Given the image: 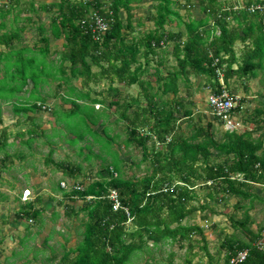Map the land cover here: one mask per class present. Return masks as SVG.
Returning a JSON list of instances; mask_svg holds the SVG:
<instances>
[{
    "label": "trees",
    "instance_id": "trees-1",
    "mask_svg": "<svg viewBox=\"0 0 264 264\" xmlns=\"http://www.w3.org/2000/svg\"><path fill=\"white\" fill-rule=\"evenodd\" d=\"M155 1L150 17L155 27L139 38L128 32L131 0H111L108 4L99 0H57L41 4L39 9L51 13L48 26L31 16L21 17L23 10L36 13L33 2L30 7L31 2L24 6L21 0H9L0 7V123L2 103H11L12 110L25 117L27 112L32 113L27 115L31 127L16 134L29 133L24 142L30 146L40 130L32 119L33 113L46 104L51 82L57 81L53 94L59 93V87L65 83L61 102L52 109L51 130L62 124L60 134L53 136H61L62 132L66 142L75 145L90 135L100 143L101 151L110 155V160L102 155L103 164L95 179L77 182L82 188H62L65 198L71 201L66 204L65 213L69 217L81 216L82 229L81 238L64 251L60 264H130L132 256L149 249V244L155 246L167 240L182 244L194 232L202 234L199 225L183 223L197 209L209 206L208 201L195 203L197 187L207 191L204 195L216 202L226 196L236 197L241 207L243 199L251 202L255 197L250 191L252 184H264L263 141L255 139L250 130L239 132L235 128L217 137L213 121L193 123L192 110L179 96L180 83L188 86L190 74L205 76L210 92L219 91L218 70L229 90L232 78L248 80L258 74L262 75L264 85V0H244L243 8H234L237 0H196L204 17L190 15L188 20L183 19L173 0ZM186 1L190 6L195 3ZM251 3H260L263 8L250 11L247 6ZM12 9L16 11L8 27L5 18ZM122 9L126 11L125 19L120 16ZM91 10L111 18L109 29L99 37L87 21ZM20 20L23 23L18 25ZM171 21L182 24L183 29H166ZM25 22L40 35L38 41L21 43ZM50 37L63 39L61 50L51 53ZM237 42L242 46L237 48ZM167 43H172L176 64L163 72L164 63L158 58V91H152L151 82L141 75L148 68L149 56ZM73 78L79 80V86L71 83ZM102 79L109 82L107 105L117 108V117L124 123L126 144L140 148L142 160L149 161L148 171L141 176L124 175L122 159L110 147L114 137L105 125L102 133L95 129L108 116L107 105L101 110L94 107L105 103L106 97H101L102 93L93 95L92 89ZM115 82L125 86L137 84L140 91L137 95L123 94L113 85ZM261 97V106L252 117L258 126L264 124V91ZM62 101L71 105L65 108ZM77 117L81 125L74 124ZM182 118H187L189 132L182 125ZM62 128L72 136L68 137ZM10 135L6 127H0V154L4 153L0 161L9 157L7 148L13 144L8 141ZM86 147V160L101 156L93 153L89 145ZM54 151L50 147L46 163L52 162L65 177L84 176L80 162L55 161ZM77 154H83L82 148ZM112 189L121 202L117 209L110 197ZM220 192L223 194L217 197ZM77 201L81 203L78 205ZM42 210L30 200L20 205L17 216L35 220ZM235 221L237 228L249 232L248 214ZM242 248L248 249L244 264H264V251L243 241H231L226 258Z\"/></svg>",
    "mask_w": 264,
    "mask_h": 264
},
{
    "label": "rangeland",
    "instance_id": "rangeland-1",
    "mask_svg": "<svg viewBox=\"0 0 264 264\" xmlns=\"http://www.w3.org/2000/svg\"><path fill=\"white\" fill-rule=\"evenodd\" d=\"M151 1V0H150ZM154 2V0H152ZM151 1V4L153 2ZM174 1V7L178 8L179 13L187 19L186 16V10L190 9V4L186 3V0H173ZM193 2H197L195 0H192ZM239 2H243L244 0H237ZM29 6L32 7V0L29 1ZM194 3V4H195ZM188 4V5H187ZM186 9V10H185ZM135 11L137 15L143 16L145 14V10L143 9H137L135 8ZM33 13L31 14V17H33ZM122 15H126V12H122ZM123 16V17H124ZM6 23L9 27L12 22V16L11 13L7 15ZM50 19V15L46 13H41V16L39 17V21H43L44 23ZM21 21V20H20ZM18 22V25L22 24L23 21ZM26 29L22 32V39L21 43L24 44H31L34 41H38L40 35L37 34V32L30 28L29 22H25ZM171 24H166V26H170ZM183 25L179 24V28L183 29ZM166 29H171L167 27ZM148 30V29H147ZM146 29L144 31H147ZM142 34V32H139ZM138 36L137 38H139ZM41 42H39L40 44ZM55 43V41H54ZM58 47L56 49L60 50L62 49V46H60V41H58V44H53L52 47ZM242 46L241 42L236 43V47L239 48ZM172 43H167L161 51H157L155 55H150L149 59V65L147 66V70L143 72L141 75V78L147 81H150L152 84V91L157 90V80H156V74H155V67L159 66L157 65L158 58L161 59V61L164 63V65L161 67L162 71L164 72L167 69L172 68L176 64V60L174 56L172 55ZM52 53V52H51ZM54 56V55H51ZM93 69H98L97 66H93ZM261 76L258 74L255 79L251 78V81L246 79L238 80L236 78H232L230 80L229 88L236 94L240 95L242 98L240 99L239 104L241 106H238L239 108H236L233 115L236 116V121L240 122L243 120H247L253 117L254 111L256 108L261 106L262 99L258 95V91H260V95L263 92L262 82H261ZM57 81L51 82L50 87H46V89H50L48 92L50 93L49 96H47L46 104L48 107H41L40 110L33 113L34 117L32 118L33 121L38 125L39 129L38 134L34 135L36 138L30 142V146L27 145L25 140L28 139L30 136L29 133H24L23 135L17 136L16 134L18 131H24L26 132L29 127H31V119L27 118V115H32V113L27 112L26 117L23 114L15 113L12 110L11 103H2L1 104V117L3 119L2 123H0V127L4 126L7 128L8 131H10V140L9 143H13L11 146H9V151H13L16 148H18L21 153L20 154H28L33 152V161L35 164V167H37V176L38 181H36L34 184L36 186H44L48 183L52 185V183L60 182L61 178L63 177L61 170L55 168L53 163L45 164L43 162V158L47 155L50 147L54 148L55 151L52 155L53 159L56 161L60 160H69V161H75L80 162L83 166V172L84 176L81 175L76 180H68L65 181L69 185L73 182L79 181L80 183H84V181H91L92 179H95L98 174L101 165L103 164V158L102 155H105V158L107 160H110V155H108L104 150L101 151L100 149V143L97 141H94L90 135H86L85 139L79 141L75 145H70L68 142H66V137L62 135L61 136H53L54 134L58 135L60 134L62 124L58 126V128H53L51 130V126L53 124V118H52V109L54 108V105L61 102L60 96L64 93V90L66 88V84L62 83V86L59 87V93L53 94L56 88ZM71 83L74 85L79 86V80L77 78H73L71 80ZM208 80L203 75H195L190 74L189 75V83L188 86H186L184 83H180V91L179 96L183 100V104L187 107H189L192 110V121L193 123H206L207 121H213L214 123V130L216 133V136L220 137L221 134L227 130L226 126L222 125L220 121L215 118L211 108L208 104V96L211 93L210 92V86L208 85ZM108 80L102 79L97 84H94L92 86L93 89V95L101 94V97L110 96L109 94V88H108ZM114 86H117L118 89L122 90L126 94L129 95H137L140 91L139 85L134 84L130 86H125L121 83L115 82L113 84ZM245 85L249 87V90L245 89ZM154 87V88H153ZM57 89V88H56ZM261 89V90H260ZM158 91V90H157ZM62 93V94H61ZM27 95V93H25ZM168 95H164L163 98H167ZM171 96V94H170ZM110 98V97H109ZM158 98V96H157ZM108 98L106 97L104 104H95V108L98 107V109L101 110V108L105 105H107ZM62 105L67 108L71 104L66 103L62 101ZM115 106H108L107 105V118L104 119V122L102 125H98L95 127L97 131L102 133V127L103 125L107 126V130L110 136H113L114 139L111 141L110 147L111 150L114 149L119 157L122 159L121 168L124 171V175L130 176V175H136L141 176L143 175L147 170V167L149 165V161L142 160L141 150L134 144H126L125 137H126V131L124 127L123 121H121L117 116L118 113L116 112ZM183 111V109L180 111V113ZM62 117V115H61ZM186 119L182 118L183 122L182 125L186 127ZM75 121V125H81L79 118L77 117ZM66 122L69 123V119H65ZM73 123V121H72ZM190 127H186V132H189ZM79 129V128H78ZM63 132L67 134L68 137L72 136V133L68 130H64L62 128ZM80 130V129H79ZM50 143V144H49ZM86 145H89L92 149L93 153L100 154L101 156H92L89 160L84 158L85 153L88 151ZM82 148L83 154H77V150ZM14 153V152H13ZM2 157V156H1ZM15 162L18 163L19 168H16V165L13 166L12 169L5 171L6 175L8 177L17 176L18 180L14 179V183L16 184V188H14V191L17 195H19V200H12L11 203L5 204L4 208L0 209V215L9 216L13 218V214H11V211H7L8 206L10 208L17 209L19 207V203L23 200V186H24V177L23 173L20 171L21 168L24 170L26 168H29L28 161L30 159V155H28L23 160H19L18 157H15ZM9 161L7 160L4 165H7ZM1 165L0 167L4 166ZM41 170H44L45 177H42L40 172ZM1 171V170H0ZM41 173V174H40ZM20 174V175H19ZM4 176V173L2 174V177ZM49 176V180L48 177ZM4 178V177H3ZM71 179V178H70ZM0 178V183H1ZM62 182V181H61ZM60 182V183H61ZM69 185H67V188H70ZM35 186V187H36ZM35 187L33 188V191L37 192V188L35 190ZM197 191L199 192L197 202H195L197 205L199 203H204L205 201L209 202V206L204 209H197L195 212H193L190 216L186 217L183 220L184 224L188 225H199L202 230V234L194 232L189 240H185L180 244L179 241H170L167 240V242L160 243L158 245L153 246L152 244H149V249L143 252H138L134 254L131 258L130 264H224L226 256L229 253V243L230 241H247L248 236L247 234L240 228H236L234 223V219H238L241 215V211H238L234 207L235 198L232 196H226L224 200H218L217 202L214 200H210L208 197H206L204 194L207 192L204 189H201V187H197ZM44 192H46V189H44ZM223 193L220 192L218 196L222 195ZM36 195V193H35ZM32 196V194H31ZM22 199V200H21ZM30 199V195L29 198ZM81 201H77L76 204L79 205ZM57 206V205H55ZM61 210V214L63 211V206L58 205ZM232 214V216H231ZM237 216H236V215ZM235 215V216H234ZM235 217V218H234ZM238 217V218H237ZM62 218V220H61ZM81 216L76 217H69L66 215H62V217H58V219L54 222H52L53 229L55 231V223L60 224L61 221L67 223L66 227L72 230L71 228L77 229V233L79 230L82 229L81 226ZM37 219L36 221H38ZM25 223H28V227L26 228V225H23ZM46 223V222H45ZM22 227L19 230V236H15L17 233L16 230L10 229L5 230V234L3 235V239L0 240V264H60V256L62 255L63 250L68 248L66 246H60L57 243L60 241L62 242L61 236H56V238L53 241H58L57 243L52 244L51 249H46V245L49 244L45 240L44 242V236L48 233L47 229L44 227V222L39 229L38 232H31L33 229L32 226L36 225L35 223L27 222V217L22 218L21 220ZM51 224V225H52ZM40 223L38 224V226ZM50 225V226H51ZM37 226V227H38ZM70 226V227H69ZM36 228V227H35ZM49 231V229H48ZM53 231V232H54ZM12 235V236H11ZM54 236V233L53 235ZM81 235L78 234V239H80ZM203 236V238H201ZM25 237L22 239V242L20 243L19 238ZM28 240V241H27ZM72 241V240H71ZM52 242V241H51ZM66 244V242H65ZM205 247V248H204ZM43 248L46 250L44 251Z\"/></svg>",
    "mask_w": 264,
    "mask_h": 264
},
{
    "label": "crops",
    "instance_id": "crops-1",
    "mask_svg": "<svg viewBox=\"0 0 264 264\" xmlns=\"http://www.w3.org/2000/svg\"><path fill=\"white\" fill-rule=\"evenodd\" d=\"M8 1L9 0H0V7L2 5H4ZM29 1H31V0H21V2L24 3V6L26 5V3H29ZM56 1L57 0H32V2L34 3V7L37 9L36 13L35 12H30V11H27V10H23L21 12V17L31 16V14L33 13L34 15L32 17V20H34L36 22H43V21H39V17L41 16V13H46V14H49L50 16H51V13L39 9V5L47 4V3L49 4V3L56 2ZM99 1L100 2H105L106 4H108V3H110L111 0H99ZM151 1L150 0H131V2L129 3L130 11L132 13L131 30L128 31L130 33V36H135L137 38L141 34L139 32H142V34H145L150 29H154L155 25H154L153 20L150 19V17L154 13V10H155L154 6L156 4V1L155 0H154V2L152 1L153 4H151ZM21 7L22 6H20L19 8H21ZM136 7H137V9L145 10L146 11L145 14L143 16L137 15V13L135 11ZM15 11H16V9H12V12H11V16L12 17L14 15L13 13H15ZM122 12H126L125 9H122L121 12H120V16L125 19L126 15L125 16L122 15ZM186 13H187L186 14L187 19H185V17L183 16L184 20H188V16H190V15H191V17H194V18H202V17H204V14L201 12L200 7H199L197 2L194 5L190 6V9H187ZM48 22H49V19H48L47 23L46 22L45 23L43 22V23L45 24V26H48ZM169 24H171V25L170 26H166L165 25V28L169 27V28H171L169 30H173V31H176V30L179 29V26L177 25L176 21H171ZM145 29L146 30L148 29V30L144 31ZM49 40H50V45H51V47H50L51 52H53L55 50H58V49H56L58 47H55V46L52 47L53 44L57 45L58 41H60V46H62V43H63V39L62 38L55 39L53 37H50ZM54 41H55V43H54ZM165 46H166V44L165 45L163 44V47H165ZM249 81H251V79H249ZM260 87H262L261 89H263V91H264V85L262 84V86H260ZM245 89L249 90V87H245ZM257 93L260 96V98L262 99V97L260 95V91H258ZM255 121H256L255 117L247 119V120L240 121V122H238V124H237L235 129L237 131H239V132L240 131H244V130H250L252 132V136L255 139H259V140L263 141V146H264V126H262L264 124L261 122L259 124V126H258ZM220 123L222 125L224 124L221 121H220ZM8 140H10V139H8ZM11 148H13V147H11ZM11 148H7V155L9 157L5 158L3 161H0L1 165H4L3 163H5L7 160L9 161L7 163V165H4V166L0 167V170H1L0 171V178L2 179L1 183H0V209L4 208L5 204L11 203L12 200H14V199L15 200H19V195H17L16 192L14 191V188H16V184L14 183V179L18 180V178H17V176L16 177L15 176L8 177L6 175L5 171L12 169L13 166H15V165H16V168L20 169V167L18 166V163L15 162L14 158L18 157V159L21 161L24 158H26L28 155H30V159L28 161V164L30 163L29 164V168H26L24 170L23 169L24 167H23L20 170L23 173V177H24L23 190L28 189L30 191V199H28L29 197L26 200H24V201L21 199L22 201L19 203V207L24 202L32 200V201H35V205L36 206H38L39 208L43 209L42 212H41V216L38 218L39 220L36 221L37 219H35V220L33 219L31 221L32 224L33 223L36 224V225L31 227L33 229L31 232H33V231L35 233L38 232L39 229L41 228L43 222H44V227L47 229V232H48L44 236V242H45V240L47 242H49V244L46 245V249L47 248L51 249L52 248V244L58 242L57 240L53 241L56 238L55 235H57V236L59 235V236L62 237V242L60 241L59 243H57L58 245H60L61 247L63 245L64 246L68 245L67 246L68 248H66L65 250H67V249H69L71 247H74L76 245L77 241H78V238H77L78 234L81 235V233H80L81 230H79L78 233H77L76 227L74 229L71 228L72 230H70L69 228L66 227L67 223L61 221L60 224L55 223L56 226H55V231H54V229H53V225L54 224H52L53 221L55 222L58 219V217H60V216L62 217L63 214L67 216V214L65 213V211L68 210V208L66 207L67 206L66 204L71 203V201H68V199L65 198L66 196L62 192L63 191L62 188L65 189V191H68L69 188L62 187L60 182L61 181L73 180L74 178L65 177L64 175H62L63 177L61 178L60 182L52 183V185L50 183H48V185L46 184L45 187L41 186V185L36 186V184H34V183L36 181H38L39 179H38L37 171H36L37 167H35L34 161L32 159L33 158V152L24 155V154H20L21 151L18 148H16L13 151H9L8 149L11 150ZM1 156L3 157L4 153H1L0 157ZM45 157L43 158V162L45 164L52 163V162L46 163L45 162ZM53 160H55V159H53ZM60 161H62V160H60ZM40 172H42V174L40 173L41 176L45 177L44 170H41ZM3 173H4V176H3L4 178L2 177ZM47 177H48V180H49V176H47ZM74 180H76V179H74ZM59 184H60V187H59ZM34 187H35V190L38 187L37 190H36L37 192L33 191ZM44 189H46V192H44ZM250 191L252 193H254V195H255V197H252L251 202H250V199L249 200L248 199L247 200L243 199L241 201V205L242 206L239 207L237 205V203H236L238 199L236 197H234L235 198V203H236V204L234 203V207H235L236 210L241 211V215L238 216L239 218L237 217L239 220L245 218L247 216V214H248L247 226L249 227V232H245V230L242 229L247 234L248 240L247 241L245 240L243 242L250 243L251 245L255 244L256 246L258 245L259 242H261L260 249H262L264 251V184H261V183H258V182H254L252 184V188L250 189ZM35 193H36V195H35ZM31 194H32V196H31ZM55 205H57V206H55ZM58 205H62L64 207L63 211H62V214H61V210L57 209V208H59ZM19 207L17 209H14V208L12 209V208H10L8 206L7 211H9V212L11 211V214H13V218L10 217V215L9 216H7V215L4 216L3 213H2V215H0V240L3 239V235L5 234V230H10L11 228L17 231L15 236L16 237L19 236L18 232H19L20 228L22 227V224H21L22 218L17 216V210L19 209ZM231 216H232V214H231ZM238 219H234V220H238ZM61 220H62V218H61ZM27 222H29L28 218H27ZM39 223H40V225L38 226ZM23 225H26L25 229L29 228L28 227V225H29L28 223H25ZM48 229H49V231H48ZM53 233H54V236H52ZM23 238H25V237H20L19 238L20 243L22 242ZM237 241H239V240H237ZM65 242H66V244H65ZM46 249L43 248L44 251ZM65 250H63L62 254L64 253ZM61 257H62V255L60 256V263L62 262L61 261ZM226 261H227V258L225 259V262Z\"/></svg>",
    "mask_w": 264,
    "mask_h": 264
},
{
    "label": "built area",
    "instance_id": "built-area-1",
    "mask_svg": "<svg viewBox=\"0 0 264 264\" xmlns=\"http://www.w3.org/2000/svg\"><path fill=\"white\" fill-rule=\"evenodd\" d=\"M245 5L243 2L236 1L234 3V8H243ZM250 11H255L258 9L263 8V5L260 3H251L249 6H247ZM111 14V11L108 12ZM111 18H107L104 15L99 14L95 10H91L88 14L87 21L91 25L93 32L99 37L100 34L104 33L106 30L109 29ZM217 60V59H216ZM219 73V82H220V89L217 92H211L208 96V104L211 108L213 114L217 117L219 121L224 123L227 129H234L236 128L238 121H236V116L233 115L236 108H239L238 106H241L239 104L240 99L242 98L240 95L234 93L233 91L229 90L224 83L222 79V73L218 70ZM42 107H46L45 105H42ZM62 186L69 185L65 181H62L60 183ZM69 187H75L77 189L82 188V185L73 182L69 185ZM30 195V192L28 189L24 190L23 198L26 200ZM111 199L113 200V207L114 209H117L118 207H121V202L118 198L116 190L112 189L110 194ZM126 209V208H125ZM126 212L128 213L127 209ZM32 219H29V222H31ZM259 248L261 247V242L257 245ZM248 256V249L242 248L236 250L234 253H232L228 258L225 264H244Z\"/></svg>",
    "mask_w": 264,
    "mask_h": 264
},
{
    "label": "clouds",
    "instance_id": "clouds-1",
    "mask_svg": "<svg viewBox=\"0 0 264 264\" xmlns=\"http://www.w3.org/2000/svg\"><path fill=\"white\" fill-rule=\"evenodd\" d=\"M30 192V191H29Z\"/></svg>",
    "mask_w": 264,
    "mask_h": 264
}]
</instances>
